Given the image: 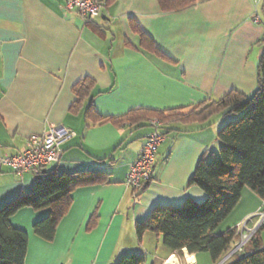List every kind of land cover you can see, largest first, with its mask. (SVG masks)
Segmentation results:
<instances>
[{
    "label": "crops",
    "instance_id": "obj_1",
    "mask_svg": "<svg viewBox=\"0 0 264 264\" xmlns=\"http://www.w3.org/2000/svg\"><path fill=\"white\" fill-rule=\"evenodd\" d=\"M104 1L102 13L86 21L64 0H0V156L22 151L31 133L61 124L75 134L64 142L60 161L47 169L100 170L106 178L73 190L52 240L33 230L49 208L25 206L11 216L14 226L29 233L25 264H115L123 254L152 248L160 252L153 253L151 264H163L173 254L180 264H198L200 251L170 252L162 234L152 230L140 239L136 223L157 204L208 197L187 182L200 157L216 153L217 132L227 117L167 121L153 179L139 197H133L125 175L151 130L145 110H188L231 89L254 92L264 51V0L257 7L260 22L254 20L253 0H194L171 10L158 0ZM136 26L162 51L143 48ZM86 77L95 85L77 96L73 87ZM91 102L101 115L128 116L95 122L87 114ZM39 173L19 175L4 167L0 204L30 190ZM244 194L250 206L241 205ZM263 204L255 191L242 193L217 232L237 227L241 237L252 231ZM259 228L257 240L264 245V221ZM250 247L247 243L239 254Z\"/></svg>",
    "mask_w": 264,
    "mask_h": 264
},
{
    "label": "trees",
    "instance_id": "obj_2",
    "mask_svg": "<svg viewBox=\"0 0 264 264\" xmlns=\"http://www.w3.org/2000/svg\"><path fill=\"white\" fill-rule=\"evenodd\" d=\"M102 1L106 6V1ZM158 1L163 10L184 8L194 2ZM137 28L143 48L162 51L146 31ZM94 85V79L86 77L76 82L73 90L77 96L82 97ZM145 112L161 120L163 130L169 120H208L216 113L227 117L217 132L221 144L219 155L212 153L208 158L203 154L187 182L188 186L195 185L204 189L208 197L203 201L187 197L181 205L157 204L145 219L136 223L140 239L144 232L152 230L162 234L163 243L170 252L183 248L191 253L206 250L217 262L233 248L234 242L240 237L237 227L223 232H217V229L240 201L244 188L250 187L264 199V51L258 62V84L252 94L231 89L218 99L203 101L188 110L185 107H174L148 109ZM87 114L95 122L118 121L128 116L101 115L95 110L93 102L89 104ZM232 114L238 117L228 120ZM105 179L100 170L65 172L53 167L47 169L41 178H36L30 190L22 191L13 199L0 204V264H25L29 233L11 222V216L19 209L25 206L49 208L43 218L34 222L33 230L41 237L52 240L59 222L70 208L73 190ZM259 229L244 244L251 246L246 248V253L233 252L235 259L229 264H264V245L257 240ZM146 260L145 253L133 251L120 256L115 264H146Z\"/></svg>",
    "mask_w": 264,
    "mask_h": 264
},
{
    "label": "built area",
    "instance_id": "obj_3",
    "mask_svg": "<svg viewBox=\"0 0 264 264\" xmlns=\"http://www.w3.org/2000/svg\"><path fill=\"white\" fill-rule=\"evenodd\" d=\"M263 0H253L256 7L254 20L260 22L257 7ZM66 8L76 10L86 19H93L102 13L105 4L102 0H64ZM151 130L142 143L137 157L129 163L125 184L131 189L133 197L140 196L146 184L152 181L153 172L161 143L166 139L163 122L158 118L150 120ZM75 133L64 125H53L40 133L27 137L25 148L17 153L0 156V171L10 167L15 173L23 175L28 171L39 170L51 163L59 162L64 142ZM264 214L255 225V231L262 225ZM245 236V235H244ZM243 242L239 244L241 246ZM236 249L233 251L235 252ZM168 260L163 264H168Z\"/></svg>",
    "mask_w": 264,
    "mask_h": 264
},
{
    "label": "rangeland",
    "instance_id": "obj_4",
    "mask_svg": "<svg viewBox=\"0 0 264 264\" xmlns=\"http://www.w3.org/2000/svg\"><path fill=\"white\" fill-rule=\"evenodd\" d=\"M238 117V115H236V114H232V115H229L228 116V120L229 119H236ZM220 141H219V144H218V146H217V151H216V153L215 154H217V155H219V150H220ZM244 191V190H243ZM247 191H250L251 193H253V190L250 188V187H248V186H246L245 187V191L243 192V193H246ZM251 203H252V200L251 199H249L247 196H245V194H244V200H243V202H242V204L241 205H251ZM263 206V208H264V204L262 205ZM241 207V206H240ZM239 209V208H238ZM239 213V210H236V212H234V214H232V216L231 217H234L233 215H237ZM264 214V212H262V213H260L257 217H256V220L258 219V217H261L262 215ZM255 228V227H254ZM250 231V232H249ZM255 233V229H252V231L251 230H246L242 235H241V237H240V239L239 240H237L235 243H234V245H233V248L230 250L231 252L233 251V250H235L236 249V251H240L242 248H243V246H244V244L250 239V237L253 235ZM245 235V236H244ZM242 241H243V243L244 244H242L241 246H239V244H241L242 243ZM153 243H156V242H154V241H152V244ZM161 244H162V242H161ZM163 245V244H162ZM162 247H165V246H162ZM162 247L160 246V248L162 249ZM229 251V252H230ZM136 252H139V250H137ZM143 252V251H142ZM150 253H145V255L147 256V259L148 260H146V264H151V262L153 261L152 259L154 258V255H153V253L154 252H160V250L159 249H157V248H152V249H150V251H149ZM207 255V257H208V261H207V263L206 262H204V259H203V257H205ZM222 259L223 258H221V259H219L217 262H215L214 260H213V257H212V255H211V253L209 252V251H206V250H202V251H200V254H199V263L198 264H229L230 262H232L234 259H235V256H233V252L222 262ZM206 261V260H205Z\"/></svg>",
    "mask_w": 264,
    "mask_h": 264
},
{
    "label": "water",
    "instance_id": "obj_5",
    "mask_svg": "<svg viewBox=\"0 0 264 264\" xmlns=\"http://www.w3.org/2000/svg\"><path fill=\"white\" fill-rule=\"evenodd\" d=\"M47 171V167H44V168H42V170H41V173H39L37 176H36V178H41L43 175H44V173ZM148 184H146L145 185V187L144 188H146V186H147ZM243 242V241H242ZM234 251V250H233ZM232 251V252H233ZM231 251L225 256V257H223V259H222V262L232 253Z\"/></svg>",
    "mask_w": 264,
    "mask_h": 264
},
{
    "label": "bare ground",
    "instance_id": "obj_6",
    "mask_svg": "<svg viewBox=\"0 0 264 264\" xmlns=\"http://www.w3.org/2000/svg\"><path fill=\"white\" fill-rule=\"evenodd\" d=\"M167 263H168V264H180V263H178V261H177V257H176V255H174V254L169 258V260H168Z\"/></svg>",
    "mask_w": 264,
    "mask_h": 264
}]
</instances>
